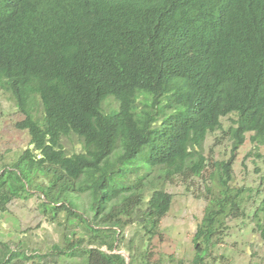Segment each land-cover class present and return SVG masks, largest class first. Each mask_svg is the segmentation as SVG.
I'll use <instances>...</instances> for the list:
<instances>
[{
	"label": "trees",
	"instance_id": "16d2710c",
	"mask_svg": "<svg viewBox=\"0 0 264 264\" xmlns=\"http://www.w3.org/2000/svg\"><path fill=\"white\" fill-rule=\"evenodd\" d=\"M0 89L29 135L0 168V213L37 195L50 219L64 213L85 227L89 246L72 240L67 253L83 264H126L100 248L114 250L113 227L136 220L154 235L172 202L157 186L202 177L207 134H228L232 154L212 163L191 239L192 264H202L203 246L245 215L248 192L231 184L234 152L248 132L264 144V0H0ZM109 97L117 107L105 112ZM71 135L81 151L66 149ZM86 193L83 216L76 198ZM252 217L264 237V194Z\"/></svg>",
	"mask_w": 264,
	"mask_h": 264
},
{
	"label": "rangeland",
	"instance_id": "374dc122",
	"mask_svg": "<svg viewBox=\"0 0 264 264\" xmlns=\"http://www.w3.org/2000/svg\"><path fill=\"white\" fill-rule=\"evenodd\" d=\"M116 107L117 102L112 97L103 102L105 112ZM40 110L38 106L37 111ZM23 117L11 95L0 89V168L29 145L28 133L15 127V122ZM233 118L234 115L221 117L223 129ZM251 134H245L244 142L234 152L232 164V186L243 187V196L246 192L249 195L245 215L228 220V229L219 243L203 246L202 264H264V237L252 217L264 194V144L252 143L249 140ZM64 145L68 151L79 152L82 149L73 135L65 138ZM231 145L228 134L220 129L208 133L202 150L210 166L203 176L175 175L157 186L171 193L172 202L169 211L160 219L156 233L151 235L150 227L146 233L135 220L122 228L113 227L116 231L111 238L115 240L114 250H108L105 245L100 248L108 253H120L126 264L130 259L131 264H192L195 250L191 239L203 216L206 186L213 183L215 171L212 163L228 160L232 154ZM76 201L82 215H90L91 197L87 193L82 194ZM39 202L37 195L15 199L8 205V210L0 213V260L3 264H83L85 257H72L67 253L74 246L69 244L72 240L78 244L76 250L89 246L85 227L67 221L64 213L50 219L38 208ZM74 236L78 239H71ZM79 238L83 239L78 241Z\"/></svg>",
	"mask_w": 264,
	"mask_h": 264
}]
</instances>
